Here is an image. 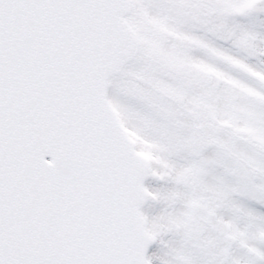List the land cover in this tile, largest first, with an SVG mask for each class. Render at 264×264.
Here are the masks:
<instances>
[{"label": "snow or ice", "instance_id": "6c2138e0", "mask_svg": "<svg viewBox=\"0 0 264 264\" xmlns=\"http://www.w3.org/2000/svg\"><path fill=\"white\" fill-rule=\"evenodd\" d=\"M0 264H264V0H0Z\"/></svg>", "mask_w": 264, "mask_h": 264}]
</instances>
